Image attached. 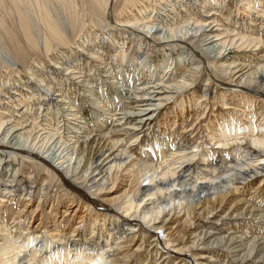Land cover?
<instances>
[{
  "label": "bare ground",
  "instance_id": "6f19581e",
  "mask_svg": "<svg viewBox=\"0 0 264 264\" xmlns=\"http://www.w3.org/2000/svg\"><path fill=\"white\" fill-rule=\"evenodd\" d=\"M0 151V264L238 252L197 221L264 194V0H0Z\"/></svg>",
  "mask_w": 264,
  "mask_h": 264
},
{
  "label": "rangeland",
  "instance_id": "374dc122",
  "mask_svg": "<svg viewBox=\"0 0 264 264\" xmlns=\"http://www.w3.org/2000/svg\"><path fill=\"white\" fill-rule=\"evenodd\" d=\"M206 47H208V46H203V47L201 46V47H199V49L201 50L202 48H206ZM257 52L259 53V51H257ZM204 55H206V54H204ZM207 62L208 61H206V64H208ZM183 63H185V62H182V67H183ZM125 64H126L125 68L130 66V65H127L130 63H125ZM104 74L105 73L102 72V75H99V77H96V79H99V80L94 81L93 87L99 86L97 88L101 89L103 87V84H100V82H99V81H101V79H104L105 80L104 82L107 83V86L111 87V83L108 84L109 78L107 80V78L103 77ZM111 75L113 77H115V80L118 81L119 84L121 85L119 87H114L112 85V89L116 90L117 91L116 93H123L122 86H125L126 83L128 82V80L126 79L127 78L126 71L123 69V71L120 70L117 75L114 73H111ZM160 75L161 74H156L153 81L158 79L160 77ZM86 80L87 79H83V78H82V81H79L78 79H74V82H78L79 84H81V85H78V86H80V91L84 89L83 84L86 83ZM142 80L143 79L141 77H139V75L134 76L133 80H132V84H134V85L139 84V83H141ZM157 82H158V80H156V83ZM114 84L117 85L118 83H114ZM149 84H152V83H149ZM108 95L113 96V97L117 96V94H115V93H108ZM118 117H116V118H118ZM1 155L2 154H0V157H1ZM254 186H256V184ZM237 199H243L244 201L242 203H240L239 207H237L236 210L233 209L230 212V208H231L233 203L225 204L223 207H218L211 216L209 215L207 217V214H204L203 216H201L198 219L197 224H199V229H198L199 232H201L203 230L204 231L213 230V231H211L214 234L212 236V239L215 236V237H218L219 239L225 238L227 240V239H230L234 235L235 240H236V238H238L237 243L234 244V246L237 247L238 252H233L232 254L227 256L226 253H223L220 250V244L218 246L211 245V244H209L210 242L206 240L204 242L206 244L205 247H203V245H201L198 247L199 249H197L193 252L194 256L197 255L196 258L198 259V261L200 263H203V264H236V263H240V264H264V259H263L264 258V194L262 193L259 195L256 194L255 196H252L251 192H249V193L247 192L243 196H239ZM247 200L249 201V204H248ZM252 203L257 205V207L255 208V210H253L251 213H249L248 210L253 208L252 206L250 207V204H252ZM246 208H249V209L246 210ZM241 213H243V214H241ZM227 214H228V217L226 219H221L222 217H224ZM238 215H239V217H238ZM232 218H237V219H235V221L238 220L236 227L234 225L231 226V224H230L229 219L231 220ZM217 220H218V223H217ZM182 227L183 226L179 227V229L182 233H184L187 230V228H185V227L182 228ZM191 237H194V236H191ZM239 237H241V238L243 237L242 240ZM254 237H258V238L253 240ZM182 238H184V237H182ZM185 239H186V237H185ZM190 239H192V238H190ZM234 239H233V241H235ZM252 241L255 242L253 244L255 246V250L257 251V254L255 253L256 251H254V253L250 257H248V259H245L243 262V261H241V257L247 251L245 249L247 247V245ZM191 242L192 241H188L187 244L191 245ZM240 244L242 245V247ZM172 256L175 258L179 257L178 255L177 256L172 255ZM200 256H202V257H200ZM211 260H213V261L211 262ZM145 262L146 261L144 260V263ZM170 264H175V260H172V263H170Z\"/></svg>",
  "mask_w": 264,
  "mask_h": 264
}]
</instances>
